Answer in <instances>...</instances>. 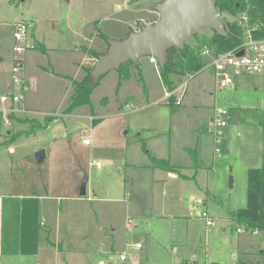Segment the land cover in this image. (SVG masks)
Listing matches in <instances>:
<instances>
[{"label":"rangeland","instance_id":"rangeland-1","mask_svg":"<svg viewBox=\"0 0 264 264\" xmlns=\"http://www.w3.org/2000/svg\"><path fill=\"white\" fill-rule=\"evenodd\" d=\"M158 1L0 0V49L7 48L14 58L13 24L27 20L33 25L31 33L37 26L49 46L62 47L60 53L34 52L60 64L43 60L49 73L66 75L38 83L32 64L27 68L29 85L25 68L20 70L24 84L14 83L12 75H0V95L22 94L20 108L26 110L15 120L10 108L17 110L18 104L9 100L0 105V193L65 196L62 237L53 235L51 240L71 249L69 264H264V233L238 232L240 225L230 216L247 205L248 170L264 163L262 74L236 75L231 87L222 88L218 73L204 59L199 72L181 77L173 94L175 99L183 95V103L172 105L155 64L143 56L138 78L117 92L118 70L111 68L92 91L90 104L66 112L73 91L68 76L78 79L84 73V53L75 46L99 49L105 41L101 33L111 41L124 39L138 20H150L154 14V21L158 19ZM211 35L205 28L188 41L204 45ZM62 56L76 62L68 66ZM127 93L134 97L133 104L120 111ZM216 109L227 111L219 136L209 127ZM50 116L55 118L47 127L33 129V123H44ZM86 137L91 145L84 143ZM195 147L197 172L189 153ZM41 149L46 152L42 162L36 158ZM154 156L170 159L183 174L195 177L171 178L153 167ZM85 179L87 193L81 195ZM94 192L97 199L87 200ZM74 195L84 200L66 197ZM23 201L25 206L43 202ZM53 203L51 207L60 206V201ZM203 212L216 225H207ZM43 218L40 212L30 222L39 226ZM41 227L44 233L46 227ZM14 233L17 237V227Z\"/></svg>","mask_w":264,"mask_h":264},{"label":"crops","instance_id":"crops-1","mask_svg":"<svg viewBox=\"0 0 264 264\" xmlns=\"http://www.w3.org/2000/svg\"><path fill=\"white\" fill-rule=\"evenodd\" d=\"M154 17H155V14L153 15V18H150V20H148V19L138 20V23H137V26L135 29H133L132 26H130L131 30H133V31L138 30L141 25L153 22ZM36 28H37V26L32 30L31 37L36 43H38L39 46L34 50L28 51L25 55V61H24V68L25 69L23 71V75L25 76V78L27 80V82H26L27 85H29L30 78H31V76H29L27 73V68L31 64L37 68L36 70H37V80H38L37 82L38 83H41V81H42V83H44V81H45V84H48L49 81H51V80L56 81L57 79H55V77H58V76H60V77L65 76L66 77L65 74H62L61 72H58V71L56 73L54 72L57 76L49 73L50 71L47 70L46 64H43L42 62L44 60L45 63L50 65L53 61V59L50 55H47V54L40 55L39 52H34V51L39 49L42 52L44 51V52H48L49 54H52V53H54L55 50H57V53H60V50H62L61 46H59V47L49 46L48 40L42 39L38 35ZM91 38L94 39L93 36ZM84 47H87V46L86 45H76L75 46V50L81 51L84 53L83 59L85 62H82V61L80 62V63H82L81 64L82 67L92 65L93 63H95L98 60V59L90 56L84 50ZM107 47H108V43L106 41H104V42H101L99 49H96V50L105 51L107 49ZM33 56H35L36 59H39L38 62H33V59H32ZM45 56L48 59L47 62L44 59ZM62 57L65 60V64L67 63L68 66H70V64H72L74 61L76 62V60H74V59L69 58V60H67L66 57H64V56H62ZM149 59H150V62L154 63L151 60V58H149ZM205 59H208V63L211 61L210 57H205ZM13 60H14V58L12 57L10 51L7 48L0 49V75H11V67L13 64ZM34 63H36V64H34ZM53 64L54 65L57 64L58 66H60V64L56 61L55 58H54ZM154 64H155V68H156L158 74L160 75L159 65L158 64L156 65V63H154ZM141 65H142V59H140L137 62V66H135V68L132 69L131 79L124 80L121 83V85L119 86V88L118 89L116 88L117 92L120 91V89L124 88V86L126 84H129L131 81H133V79L138 78L137 70H140ZM82 67H81V70H83ZM77 72H78V70H77ZM116 73H117V79L119 82V72L116 71ZM83 76H84V73L82 71L81 78ZM68 77L71 78L70 82L73 81V79H75V78H72L71 76H68ZM175 77H177V76H173V78H175ZM81 78H78V79L76 78V80H80ZM160 78H161V75H160ZM55 81L53 83H56ZM35 84L37 85V83H35ZM180 84H182V83L179 82L177 84L176 88H178V86ZM72 87H73V84H72ZM72 87H71V90H72ZM71 90H70V93H71ZM146 90H148V94H149L150 93L149 88L148 89L146 88ZM167 92H166V95H167ZM2 94H4V93H2ZM127 94H129V95L126 96V98H125L126 100L123 103H121L119 106L120 111H122V109H124V107H127V108L131 107L133 104L132 101H133L134 97L130 93H127ZM107 101L108 100H104L105 103ZM130 103H132V104H130ZM182 103H183V101H182ZM21 105H22V102L17 105V106H19V108L17 110L11 112V117L15 120H17L18 118L20 120V114L26 112V110H24V109L21 110V108H20ZM25 109H28V108H25ZM27 111H31V110H27ZM213 115H212V117H213ZM101 119H104V117H102ZM17 134H20V132ZM6 142L7 141H5L4 143H6ZM91 143L92 142H90L89 144H86V143L85 144L91 145ZM195 148L197 150L198 147H195ZM195 148H189V149H195ZM9 149H10V151L14 150V148L12 146ZM197 155H198V151H197ZM190 156H191V154H190ZM191 161L193 163L192 157H191ZM170 162H171V160H170ZM192 163H191V165H192L191 167L193 168ZM171 164L178 167V170L167 171V170L161 169L159 167H156L155 165H153V167L157 168L158 170H160V172H163V173H165L167 171L168 176H170L173 179H177L179 177V175L183 178H186V179L190 178V177H195V175L189 177V176L183 174L181 172V170L183 168L180 167V165L174 164L172 162H171ZM198 168H199V166H198ZM198 168L195 169L196 172H197ZM86 193H87V190H86ZM93 194L94 195L89 196L87 198V200L95 201L97 199V194L95 192ZM66 197L70 198L71 200H73V198L77 201L84 200V197H82L80 195L79 196L74 195L72 197L66 196ZM62 198H65V196L51 195V194L38 195V196L37 195H33V196L31 195L30 196L27 194L18 195V194H12V193H0V264H69V262L67 260V253L69 255L71 253L70 252L71 249L70 248L64 249L66 247L64 245V242H61V240H58V244H56L57 241L54 242L51 240V237L53 235L56 236L55 237L56 239H61V237H62L61 231H60V226H61L62 220H63V217H62L63 216V208L61 206V204L63 202ZM17 199L20 200V205L15 206L14 200H17ZM25 199L43 200V202L42 203H33V202L30 203V202H28L27 205L25 206L23 204V202H24L23 200H25ZM59 201H60V206L58 208L57 207H51V205L54 204L53 202L58 203ZM40 212H42L44 218H43V221L40 220L39 226H38L37 222H36V224L34 222H30V219H31V217H33V220H34V216L37 214H40ZM67 219H69V216L67 217ZM41 226L46 227V230H44V233L41 230L42 229ZM16 227L18 229V236L17 237H16V233L11 234L12 230L15 229ZM41 232L44 234L42 236L44 237L45 241H43L41 238ZM137 246H138V243H137ZM101 263L104 264V261L101 260Z\"/></svg>","mask_w":264,"mask_h":264},{"label":"trees","instance_id":"trees-1","mask_svg":"<svg viewBox=\"0 0 264 264\" xmlns=\"http://www.w3.org/2000/svg\"><path fill=\"white\" fill-rule=\"evenodd\" d=\"M217 8L223 18L228 34L227 36H221L215 31H212L207 45L214 50L215 53L230 51L244 41L245 27L238 19L242 14L247 15L248 25L252 28L255 27V29H252L253 37L257 39L264 38V0H217ZM100 36L108 43V47L105 51L84 47V50L96 59H99L100 56L108 51L111 42L110 38L104 33H101ZM195 37H198V35ZM204 45H200L199 43L191 44L187 41L184 48L172 47L167 51L165 64L164 67L160 69V75L164 85L168 88V92L171 93L169 96V104H175L173 91L178 84L175 82L173 76L179 77L178 82H182L181 77L195 74L204 67L205 57L201 55V50ZM135 66H137V63L133 60H128L117 68L119 72L117 89L124 80L131 79L132 69L135 68ZM82 68L84 70V76L80 80L73 79L72 81L73 91L70 97V103L66 109L68 113H71L79 106L91 103L92 91L100 84L102 78L106 74H102L96 79L92 74V65L83 66ZM104 100H107V98H104ZM54 118L55 117L51 116L47 117L44 123L36 122L32 124V127L33 129L47 127L49 122ZM93 121L97 122L98 119L97 121L96 119ZM27 133H29V131H27ZM189 152L193 159V168L197 169L199 166L197 150L196 148L189 149ZM152 160L154 165L161 169L167 171L178 170V167L172 165L169 159L154 156ZM216 198L215 196V199ZM230 215L233 222L238 223V225L245 226L248 230H258L264 233V163L260 167L250 168L248 170L247 205L243 208H239L237 211L230 212ZM239 264L262 263L260 261L240 260Z\"/></svg>","mask_w":264,"mask_h":264},{"label":"water","instance_id":"water-1","mask_svg":"<svg viewBox=\"0 0 264 264\" xmlns=\"http://www.w3.org/2000/svg\"><path fill=\"white\" fill-rule=\"evenodd\" d=\"M155 10L158 19L141 25L124 39L110 42L108 51L96 61L97 71L95 68L92 71L96 79L128 60L137 63L143 56L154 57L162 69L170 48H184L191 37L205 28L221 36L228 34L217 0H160ZM243 52L241 50L239 55ZM45 157L43 149L36 152L38 161L42 162ZM86 182L85 179L81 185V195L86 194Z\"/></svg>","mask_w":264,"mask_h":264},{"label":"built area","instance_id":"built-area-1","mask_svg":"<svg viewBox=\"0 0 264 264\" xmlns=\"http://www.w3.org/2000/svg\"><path fill=\"white\" fill-rule=\"evenodd\" d=\"M239 22L245 27L244 41L234 49L215 53L207 44L202 47L201 55L203 57H210L211 61L207 63V67L213 68L219 75L217 82L222 88L231 87L233 85V78L236 75L242 74H262L264 77V38H254L252 35V29L247 23L248 17L246 14L238 17ZM13 38H14V60L11 67V75L13 82L16 84H24L25 78L20 76V70L24 68V61L26 53L30 50L36 49L39 45L31 37V29L33 25L27 20H20L13 24ZM244 52L239 55V52ZM151 60L158 64V61L154 57H150ZM159 65V64H158ZM171 93L167 92L169 97ZM183 95L175 99V104L180 105L182 103ZM24 96L20 93L1 94L0 105L2 103L11 100L13 104H20ZM15 111L14 108H10V112ZM227 111L224 109H216L213 117L209 121V127L216 135H221L223 127L226 125L224 116ZM9 122L8 120L6 121ZM91 140L89 138L84 139V143L89 144ZM98 167L102 166V163H96ZM203 216L206 219L207 225H216V222L209 218L206 212H203ZM238 232H252L260 233L258 230H248L245 226H239ZM139 246V244H138ZM121 259H125L124 255H121Z\"/></svg>","mask_w":264,"mask_h":264}]
</instances>
